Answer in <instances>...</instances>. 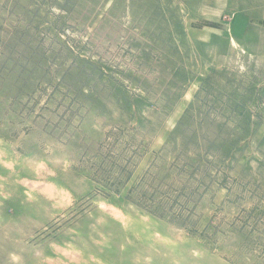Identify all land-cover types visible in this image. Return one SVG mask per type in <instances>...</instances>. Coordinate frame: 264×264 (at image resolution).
Listing matches in <instances>:
<instances>
[{
	"label": "rangeland",
	"instance_id": "obj_1",
	"mask_svg": "<svg viewBox=\"0 0 264 264\" xmlns=\"http://www.w3.org/2000/svg\"><path fill=\"white\" fill-rule=\"evenodd\" d=\"M0 264H264V0H0Z\"/></svg>",
	"mask_w": 264,
	"mask_h": 264
}]
</instances>
